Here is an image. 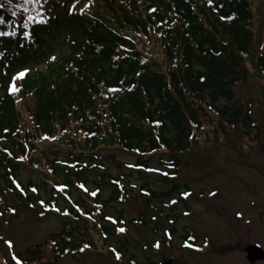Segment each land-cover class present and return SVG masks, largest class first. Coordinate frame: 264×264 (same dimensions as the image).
Instances as JSON below:
<instances>
[{
  "label": "trees",
  "instance_id": "trees-1",
  "mask_svg": "<svg viewBox=\"0 0 264 264\" xmlns=\"http://www.w3.org/2000/svg\"><path fill=\"white\" fill-rule=\"evenodd\" d=\"M60 1L62 7L76 1L67 8L73 25L66 38L67 53L50 59L43 70L33 66L23 77L8 78L14 62L26 63L28 56L22 51L35 53L43 36L49 35L47 16L52 7L48 0H33L25 11L17 7L24 0H0L4 5L0 8V210L7 193L33 206L38 201L24 191L16 173L21 163L39 168L34 158L41 152L39 145L52 142L69 152L70 161L45 162L44 172L52 176L60 171L63 179L51 183L41 213L58 210L80 220L83 227L75 230L98 225L103 233H116L101 223L97 201L89 202L88 208L84 199H70L72 188L88 197L98 195L81 174L101 167L100 147L135 154L136 162L125 167L137 173L157 172L170 187L163 195L172 198L179 188L175 179L180 154L204 127L209 110L217 114L223 131L225 124L251 128L249 108L234 98L232 88L248 76L256 0ZM260 46L257 66L264 80V39ZM9 52L21 61L10 59ZM155 153H163L156 170L150 166ZM121 165L118 162L117 167ZM99 176L105 181L104 174ZM107 182L113 187L109 202L125 197L118 177ZM142 187L155 196L147 184ZM59 197L68 202L64 209ZM148 201L144 199L147 205ZM66 226L69 229L54 235L62 242L55 257L71 246L68 238L74 231L70 222ZM55 245L53 239L35 244L15 258L20 264H40L47 247Z\"/></svg>",
  "mask_w": 264,
  "mask_h": 264
},
{
  "label": "rangeland",
  "instance_id": "rangeland-1",
  "mask_svg": "<svg viewBox=\"0 0 264 264\" xmlns=\"http://www.w3.org/2000/svg\"><path fill=\"white\" fill-rule=\"evenodd\" d=\"M72 2L62 7L60 0H48V6L52 7L47 16L51 23L49 35L43 36L44 42L35 53L22 51L31 61L27 58L23 66L14 62L8 78L25 72L26 68L32 71L33 66L43 70L50 59L67 53L66 38L73 27L67 8ZM252 25L248 76L244 83L232 88L234 98L249 108L251 128L225 124L223 131L217 114L209 110L204 127L180 154L175 179L179 188L172 192V198L163 195L170 187L158 173H137L125 167L124 164L136 162L135 154L113 146L100 147L101 158L97 162L102 163L101 167L83 170L81 174L89 190H98V195L88 197L72 188L70 199H84L88 208L89 202L97 201L102 208L101 223L114 228L116 233H103L98 225L95 229L75 230L81 226L80 220L60 212L41 213L51 183L63 179L60 171L52 176L44 172L45 162L70 161L65 148L52 142L41 143V152L34 157L40 162L39 168L21 163L16 173L24 191L38 197V201L33 206L24 198L7 193L1 205L0 264H18L16 253L51 239L56 245L47 247L40 264H162L169 259V264H264V257L252 263L245 257L249 245L264 250V80L257 66L264 39V0L255 1ZM12 56L9 52L10 59L21 61L19 56ZM161 155L152 156L151 167L161 168ZM118 162L122 164L120 167ZM100 174L105 175V181L100 179ZM109 177L119 178L126 190L124 198L108 201L113 189L107 182ZM144 184L155 196L142 190ZM145 198L149 199L148 205ZM58 204L64 209L68 202L59 197ZM144 212L145 216L141 217ZM92 213L98 218V211ZM119 216L122 220L117 219ZM66 222H70L74 231L68 238L71 246L55 257L62 242L54 235L69 229L64 228ZM91 222L96 225L95 221ZM185 235L194 238L193 245L183 244Z\"/></svg>",
  "mask_w": 264,
  "mask_h": 264
},
{
  "label": "water",
  "instance_id": "water-1",
  "mask_svg": "<svg viewBox=\"0 0 264 264\" xmlns=\"http://www.w3.org/2000/svg\"><path fill=\"white\" fill-rule=\"evenodd\" d=\"M246 258L250 262H255L258 259H262L264 257V251L254 245L247 246L246 249ZM170 260H166L163 264H169Z\"/></svg>",
  "mask_w": 264,
  "mask_h": 264
},
{
  "label": "snow or ice",
  "instance_id": "snow-or-ice-1",
  "mask_svg": "<svg viewBox=\"0 0 264 264\" xmlns=\"http://www.w3.org/2000/svg\"><path fill=\"white\" fill-rule=\"evenodd\" d=\"M33 0H24V4L23 5H17L18 8H24L25 11H27L28 9L25 7V5H27L28 3H32ZM209 2H211V0H209ZM4 7L3 4H0V8ZM29 20H32L33 17L32 16H29L28 17ZM3 33H0V35H2ZM27 35V33H25ZM27 71V70H25ZM25 74V72H20L18 75H20L21 77H23ZM13 90H15V86H13ZM95 194V193H93ZM184 195H187V193H185ZM239 215V213H238ZM120 231H124V229H120ZM10 243V242H9ZM15 258V257H14ZM119 258V257H118Z\"/></svg>",
  "mask_w": 264,
  "mask_h": 264
}]
</instances>
